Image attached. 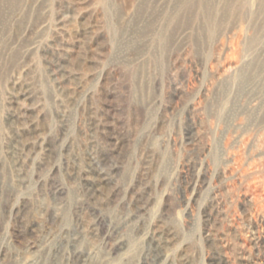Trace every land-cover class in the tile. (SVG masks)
Returning <instances> with one entry per match:
<instances>
[{"label": "rangeland", "instance_id": "obj_1", "mask_svg": "<svg viewBox=\"0 0 264 264\" xmlns=\"http://www.w3.org/2000/svg\"><path fill=\"white\" fill-rule=\"evenodd\" d=\"M0 264H264V0H0Z\"/></svg>", "mask_w": 264, "mask_h": 264}]
</instances>
